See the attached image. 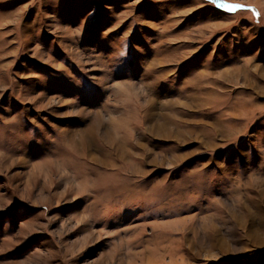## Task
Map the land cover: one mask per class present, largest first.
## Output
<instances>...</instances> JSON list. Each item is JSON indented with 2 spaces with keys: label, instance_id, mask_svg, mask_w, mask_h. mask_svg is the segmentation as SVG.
<instances>
[{
  "label": "rangeland",
  "instance_id": "rangeland-1",
  "mask_svg": "<svg viewBox=\"0 0 264 264\" xmlns=\"http://www.w3.org/2000/svg\"><path fill=\"white\" fill-rule=\"evenodd\" d=\"M0 264H264V0H0Z\"/></svg>",
  "mask_w": 264,
  "mask_h": 264
}]
</instances>
